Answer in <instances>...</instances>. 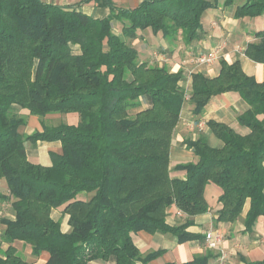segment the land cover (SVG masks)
<instances>
[{"label": "trees", "instance_id": "16d2710c", "mask_svg": "<svg viewBox=\"0 0 264 264\" xmlns=\"http://www.w3.org/2000/svg\"><path fill=\"white\" fill-rule=\"evenodd\" d=\"M91 2L110 13L95 17L80 9ZM235 2L143 0L126 8L114 0H0V180L8 187L0 189V209L10 203L14 214L0 218V264H35L17 241L31 245L35 256L48 252L45 264H146L162 250L144 256L133 234L196 236L187 230L191 219L167 223L168 209L175 205L188 217L207 212L210 182L222 189L216 221H236L250 199L245 224L253 229L264 216V81L248 75L240 60L225 58L216 76L193 73L194 113L217 94L238 92L250 106L238 120L250 131L209 120L221 146L189 141L198 160L176 165L186 177L174 178L171 144L185 100L183 71L142 61L133 44L147 28L189 44L199 37L207 9ZM236 15H264V0H244ZM255 36L245 54L264 63V27ZM13 106L39 116L74 114L79 121L26 134L27 120ZM39 140L62 143L61 153L50 152V165L28 157L27 143ZM57 208L69 215L68 231L52 217ZM213 256L182 264H207Z\"/></svg>", "mask_w": 264, "mask_h": 264}, {"label": "crops", "instance_id": "0c3cea01", "mask_svg": "<svg viewBox=\"0 0 264 264\" xmlns=\"http://www.w3.org/2000/svg\"><path fill=\"white\" fill-rule=\"evenodd\" d=\"M46 1L66 5L78 0ZM114 1L120 6L134 8L143 0ZM243 1L236 0L231 5L221 3L216 7L207 9L202 16L203 28L199 32V37L189 44H185L182 40L172 43L164 37L161 31L154 33L150 28L140 31V36L133 40L142 61H149L153 64L157 62L173 72L183 71L184 78L180 84L186 91L185 100L178 124L173 132L171 144L170 173L174 178L185 179L186 177V171L177 170L176 165L198 160V156L188 146L189 141L204 138L213 146H221V140L208 125L209 120L227 123L241 134H247L250 131L238 120L239 115L250 107L238 92L229 91L213 96L200 114L194 113V104L190 101L193 73L203 72L209 76L218 75L220 59L222 58L229 62L240 60L244 71L248 75L254 76L258 81H264V63L256 62L245 54L247 44L256 39L255 32L264 27V15L237 17V8ZM80 9L95 17H105L110 13L108 7L97 6L92 2L83 4ZM115 30L119 32V28L116 27ZM212 50L219 51L218 57L212 63L207 64L197 61L200 54ZM156 52H160L159 57L155 56ZM71 118L78 119L76 115H72ZM26 120L27 123L23 127L26 134H31L36 130L42 131L45 128L39 115L30 114ZM29 144L27 145L29 159L44 165L52 163L51 151L62 152L60 140H39L34 144ZM0 189L8 192L7 184L3 179L0 180ZM221 194V187L210 182L205 188V197L209 204L207 212L188 217L184 213H180L175 205L168 209L166 220L170 225L181 224L187 219L192 220V224L187 230L196 236L187 241H179L175 235L160 231L149 233L142 230L134 233V241L144 256L162 250L160 255L146 264H182L191 261L196 256L209 252L214 256L210 258L207 264H246L247 262L264 259V216H259L253 229L247 230L245 217L250 208V199H248L241 216L236 221L217 222V210L221 207L219 201ZM3 210H5L4 214H2ZM13 215L10 203H6L0 209V218L1 216L13 217ZM52 217L61 222L64 231L70 229L69 215L64 213L61 208L53 209ZM210 228L222 233L221 249H212L207 245L206 232ZM2 230V224L0 223V234ZM17 243L27 250L26 257L29 261L35 264H45L49 257L48 252L43 251L39 256H35L32 254L31 245L24 244L23 241H17L15 243L17 247ZM6 246L7 244L4 243L1 248L5 249ZM103 262L105 261L96 260L91 261L89 264H102Z\"/></svg>", "mask_w": 264, "mask_h": 264}, {"label": "rangeland", "instance_id": "374dc122", "mask_svg": "<svg viewBox=\"0 0 264 264\" xmlns=\"http://www.w3.org/2000/svg\"><path fill=\"white\" fill-rule=\"evenodd\" d=\"M115 27L119 28V25L116 24ZM159 54H160V52H158V53L156 52L155 56L159 57ZM151 64H153V63H151ZM154 64H158V63L155 62ZM13 112L19 114L20 116H23L26 119L30 115L28 110H25L19 106H13ZM72 115H74V114H72ZM72 115L68 114V113L56 112V113H49L45 116H39V117L42 119V124L44 123L45 127H53V126H57L61 123H68V124L77 123V121H79V120L77 118H71ZM27 144L30 145L29 143H27ZM5 210H7V209H5ZM5 210H3L2 214L5 213ZM180 213H182V212L180 211ZM66 226L67 225L65 224V227ZM3 244H1V246ZM17 245H18V248H20V250L25 254V257H26V255L28 253L27 250L25 248L21 247V245L19 243H17ZM102 264H111V263L103 262Z\"/></svg>", "mask_w": 264, "mask_h": 264}, {"label": "built area", "instance_id": "2783aa9c", "mask_svg": "<svg viewBox=\"0 0 264 264\" xmlns=\"http://www.w3.org/2000/svg\"><path fill=\"white\" fill-rule=\"evenodd\" d=\"M218 52H219L218 50H212L207 53L200 54L197 57V61L200 63L210 64L214 60H216V58L218 57ZM222 240H223V235L220 231L214 228H210L206 232V242L210 248L221 249L220 247H221Z\"/></svg>", "mask_w": 264, "mask_h": 264}]
</instances>
